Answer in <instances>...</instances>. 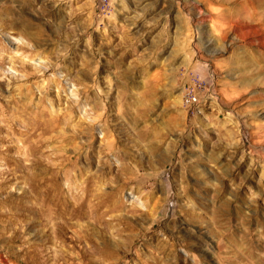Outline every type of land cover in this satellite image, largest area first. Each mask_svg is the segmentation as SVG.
I'll return each instance as SVG.
<instances>
[{
  "label": "rangeland",
  "instance_id": "obj_1",
  "mask_svg": "<svg viewBox=\"0 0 264 264\" xmlns=\"http://www.w3.org/2000/svg\"><path fill=\"white\" fill-rule=\"evenodd\" d=\"M0 264H264V0H0Z\"/></svg>",
  "mask_w": 264,
  "mask_h": 264
},
{
  "label": "built area",
  "instance_id": "obj_2",
  "mask_svg": "<svg viewBox=\"0 0 264 264\" xmlns=\"http://www.w3.org/2000/svg\"><path fill=\"white\" fill-rule=\"evenodd\" d=\"M184 102L186 103V106L193 108V106L199 102V97L197 94H187L184 98Z\"/></svg>",
  "mask_w": 264,
  "mask_h": 264
},
{
  "label": "bare ground",
  "instance_id": "obj_3",
  "mask_svg": "<svg viewBox=\"0 0 264 264\" xmlns=\"http://www.w3.org/2000/svg\"><path fill=\"white\" fill-rule=\"evenodd\" d=\"M47 210V209H46Z\"/></svg>",
  "mask_w": 264,
  "mask_h": 264
}]
</instances>
